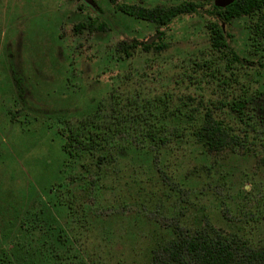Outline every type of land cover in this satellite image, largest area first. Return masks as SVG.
<instances>
[{
	"label": "rangeland",
	"instance_id": "374dc122",
	"mask_svg": "<svg viewBox=\"0 0 264 264\" xmlns=\"http://www.w3.org/2000/svg\"><path fill=\"white\" fill-rule=\"evenodd\" d=\"M215 2L0 0V250L15 247L23 217L36 211L41 198L46 199L41 190L73 183L72 169L60 172L61 131L65 123L108 104L111 91L169 94L176 100L191 95L205 105L223 99L198 68L204 61H213L220 69L230 63L223 53L211 51L212 24L223 26L232 48L242 57V64H230L228 75H238L245 90L264 92V44L260 51L250 46L248 19L221 22L214 14ZM183 3H193L196 9L166 27L118 9L120 5L171 8ZM82 24L83 29L78 27ZM260 25L264 37V18ZM123 42L137 46L129 58L118 50ZM149 42L152 47L144 49L142 44ZM163 43L167 47L156 51L155 46ZM143 151L131 150L119 165L101 172V193L86 219L80 221L83 214L76 218L66 209L60 212L61 222L69 227L89 264H135L144 259L152 228L137 197L139 184L150 192L155 157ZM257 154L221 159L219 177L228 179L232 195L239 196L242 190L264 195V149ZM173 157L167 155L166 160L175 161ZM179 162L173 167L182 176L195 168L189 159ZM84 172L80 166L75 168L72 188L77 201L86 203ZM193 184L200 189L203 183L193 180L189 185ZM200 202L214 215L217 226H228L223 216L227 202L222 204L210 194Z\"/></svg>",
	"mask_w": 264,
	"mask_h": 264
},
{
	"label": "trees",
	"instance_id": "16d2710c",
	"mask_svg": "<svg viewBox=\"0 0 264 264\" xmlns=\"http://www.w3.org/2000/svg\"><path fill=\"white\" fill-rule=\"evenodd\" d=\"M118 8L127 16L166 27L196 6L183 3L153 10L128 5ZM214 9L226 24L248 19L250 46L261 50L264 0H235L226 8ZM95 24L93 21L90 26ZM78 27L83 29L85 25ZM210 32L211 51L223 53L230 63L220 69L213 61H204L198 68L223 99L205 105V101L197 103L191 95L176 100L169 94H119L114 89L108 104H100L95 112L65 123L60 172L72 169L73 183L63 189L56 183L45 193L41 190V197L46 199L41 198L36 211L23 217L16 234L18 242L10 251L0 250V264H89L85 252L69 234V227L61 222L60 212L66 209L76 218L83 214L80 221L86 219L94 212L92 206L101 193V172L119 165L131 150L150 151L155 157L154 170L158 169L150 178V192L139 184L140 209L152 230L146 237L144 259L135 264H264V195L245 190L239 196L232 195L228 179L219 177L221 159L230 155L257 156V150L264 149V92L245 90L238 75H228L230 64H242V57L232 48L220 23L212 24ZM142 46L146 50L152 47L148 43ZM166 47L163 43L155 50ZM136 49L135 44L118 45L128 58ZM167 155L174 156L175 161L166 160ZM183 159L195 164L194 170L184 176L173 167ZM79 166L85 171L86 193L82 198H87V204L77 201L79 197L72 188ZM193 180L203 183L200 189L189 185ZM207 194L222 204L227 202L223 211L226 228L217 226L214 215L202 207L200 200Z\"/></svg>",
	"mask_w": 264,
	"mask_h": 264
},
{
	"label": "water",
	"instance_id": "95a60500",
	"mask_svg": "<svg viewBox=\"0 0 264 264\" xmlns=\"http://www.w3.org/2000/svg\"><path fill=\"white\" fill-rule=\"evenodd\" d=\"M235 0H216L215 6L218 8H226L232 3H234ZM151 44V42H149Z\"/></svg>",
	"mask_w": 264,
	"mask_h": 264
},
{
	"label": "flooded vegetation",
	"instance_id": "af4514ba",
	"mask_svg": "<svg viewBox=\"0 0 264 264\" xmlns=\"http://www.w3.org/2000/svg\"><path fill=\"white\" fill-rule=\"evenodd\" d=\"M111 2V1H110ZM116 4V2H115ZM129 7H134L136 9H144V10H153V9H156V8H163V7H155V8H152V9H149V8H143V7H136V6H133V5H128ZM119 7V6H118ZM119 9V8H118ZM145 21V20H144Z\"/></svg>",
	"mask_w": 264,
	"mask_h": 264
}]
</instances>
